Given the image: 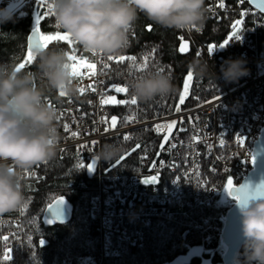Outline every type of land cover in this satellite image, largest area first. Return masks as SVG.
<instances>
[{"label":"built area","instance_id":"built-area-1","mask_svg":"<svg viewBox=\"0 0 264 264\" xmlns=\"http://www.w3.org/2000/svg\"><path fill=\"white\" fill-rule=\"evenodd\" d=\"M42 2L55 24L52 0ZM206 2L207 21L222 26L224 37L219 42L203 39L205 27L178 32L179 38L192 42L197 52L216 67L218 79L213 76L212 90L194 105L145 120L134 116L126 125L106 131L111 124L112 109L123 104L126 94L114 90L123 86L110 82L108 71L118 62L107 59L97 63L94 76L87 69L78 68L82 77H76V82L84 90L79 98L65 96L62 103L46 99L58 112L62 139L56 154L62 159L68 150L74 149L78 168L96 178L90 208L98 223V253L68 258L63 264H117L116 260L129 247L144 244L146 227L155 220L176 223L184 229V235L200 239L203 245L204 241L211 243L216 224L206 217L193 221L195 208L202 210L215 203L218 188L214 182L220 175L227 173L238 181L252 170L254 145L264 129V13L254 9L248 0ZM10 3L11 0H0V9H7ZM76 56L78 60L91 62L98 59L86 51ZM229 59L245 61L249 75L227 83L221 66ZM65 124L79 136L72 138L70 132L66 133ZM142 128H149L160 142L154 151L136 155L134 170L104 169L103 161L95 159L106 139L125 133L127 141H131L133 132ZM237 137H242L245 143L239 144ZM135 149L131 148L128 154ZM39 166L24 174V183L38 178ZM89 166L95 170L89 171ZM152 176L158 177L157 182L145 183ZM220 235L221 227L211 249L219 243ZM24 241L22 207L0 217L1 249L10 253L22 247ZM242 252L243 247L239 253Z\"/></svg>","mask_w":264,"mask_h":264},{"label":"trees","instance_id":"trees-1","mask_svg":"<svg viewBox=\"0 0 264 264\" xmlns=\"http://www.w3.org/2000/svg\"><path fill=\"white\" fill-rule=\"evenodd\" d=\"M13 13L12 21L0 22V65L10 66L15 70L20 63L28 60L29 39L32 33L55 35L63 31L56 27L47 6L41 0H28ZM37 16L40 17V21L35 27ZM213 24L207 21L206 33L201 37L203 39L208 37L206 40L210 42H219L224 37L225 30L222 26ZM134 29V33L129 36V47L124 54L135 57L136 65H142L147 57L148 68L144 72L133 71L134 62L126 60L114 64L108 71L110 82L127 86L129 89L124 96V101L129 103H123L112 109V118L117 119V126L126 125L134 116L145 120L174 112L177 108L192 106L203 95L209 93V89L212 90L213 76L200 79L189 70L188 66L194 58L205 59L197 52L192 42L188 43L179 38V31L154 25L142 14ZM41 43L43 44L42 41ZM57 45L75 55L81 56L84 52L77 44L73 52L71 51L73 46L65 41L48 43V47ZM184 45L186 48L181 51ZM43 49H45L44 44ZM33 56L35 60L27 63L21 72L36 71V53H33ZM208 65L210 71L215 72L214 63L211 61ZM159 68H163V72L172 77L177 91L166 97H158L150 103L138 101L137 105H131L130 99L134 96L129 88L130 81L158 71ZM189 74L192 75L190 81L187 79ZM37 83L42 85L41 81ZM182 95L185 97L183 104L179 101ZM46 99L62 103L65 97H61L56 92H49ZM125 136V133H121L104 141V145L118 144L125 149L114 162H103L104 169L132 171L136 165V155L154 151L160 142L149 128L134 131L131 141L125 140ZM136 145L140 147L128 154ZM228 179L233 180V185L239 184L233 176L229 178L227 173L220 175L218 182H214L218 186L217 199L209 210L213 221L219 223L221 229L224 217L234 203V200L225 194ZM95 187V176L90 175L85 169L78 168L74 149L68 150L62 159L56 154L47 164H40L38 179L24 183L26 197L23 206L24 245L5 254L0 243V264H63L68 258L96 256L98 223L92 216L90 208V197ZM59 197L65 198L71 209L69 221L63 224L45 218L46 208ZM195 211L200 209L195 208ZM145 233L144 244L141 247H129L127 253L116 260L117 264H222L223 255L216 251L201 253L197 248V240L192 236H184L183 228L176 223L155 220L146 227ZM216 243L213 250H218V242ZM5 256L8 258L5 259Z\"/></svg>","mask_w":264,"mask_h":264},{"label":"clouds","instance_id":"clouds-1","mask_svg":"<svg viewBox=\"0 0 264 264\" xmlns=\"http://www.w3.org/2000/svg\"><path fill=\"white\" fill-rule=\"evenodd\" d=\"M52 5L61 31L84 51L105 57L125 53L129 34L141 14L161 28L189 31L205 27L208 11L206 0H52ZM0 12V22L13 20L14 13L7 9ZM36 57L35 72H17L0 65V217L24 206V174L54 159L60 146L58 112L46 102L48 93L80 95L67 49L51 46L37 50ZM188 67L200 79H218L206 60L194 58ZM221 74L227 83H234L249 71L245 61L229 59L221 66ZM129 88L141 103L177 91L172 77L159 71L130 81ZM124 151L122 145L105 144L95 159L111 163ZM238 211L243 252L237 253L233 264H264V199L238 206Z\"/></svg>","mask_w":264,"mask_h":264},{"label":"water","instance_id":"water-1","mask_svg":"<svg viewBox=\"0 0 264 264\" xmlns=\"http://www.w3.org/2000/svg\"><path fill=\"white\" fill-rule=\"evenodd\" d=\"M249 4L261 13H264V0H248ZM40 42V47H36V42ZM29 48L33 53L43 49V44L40 40L38 32L32 33L29 39ZM264 184V129L257 138L254 145V160L253 168L239 184L233 185L234 189H239L244 186H250V191L255 192L256 189ZM228 194V192H227ZM228 196L232 198L228 194ZM62 199L63 204L57 205V200ZM234 200V199H233ZM234 204L228 209L221 232V241L225 246L222 256V264H233L234 258L240 252L243 241L241 233V222L238 211L239 202L234 200ZM71 217V209L65 198L59 197L55 199L45 210V218L47 220L56 221L58 223H66Z\"/></svg>","mask_w":264,"mask_h":264},{"label":"snow or ice","instance_id":"snow-or-ice-1","mask_svg":"<svg viewBox=\"0 0 264 264\" xmlns=\"http://www.w3.org/2000/svg\"><path fill=\"white\" fill-rule=\"evenodd\" d=\"M42 2V0H41ZM221 7H223V5H220ZM53 9H54V6L52 5L51 6ZM39 21H40V17L37 16V24H39ZM240 21H237V24H239ZM56 27L58 28V25H56ZM149 30H151L149 28ZM198 30V29H197ZM38 31V29H37ZM40 40H42L44 42V47L47 48L48 47V43L51 42V41H65L67 42L69 45H72V49L71 51H75V45H76V42L73 41L71 39V37L68 35V34H63L61 35L60 33H57L55 36L53 35H41L40 36ZM36 47H40V42L37 41L36 44H35ZM222 46H226L225 45H222ZM186 48V45L182 46L181 47V51H184ZM215 46H211V49H214ZM93 57H98L97 61L96 62H91L89 61L88 59H84V58H80L78 60L77 56L76 55H69V59L72 61V65L71 67L73 68V75L75 77H82V73L78 70V68H84V69H87L89 73H91V75H95V72L93 71L94 69H96L97 67V63L99 62H102L104 59H107V61H116V62H123L125 60H131L133 61V68L132 70L133 71H139V72H144L146 71V69L148 68V64H147V57H145L144 59V63L142 65H136L135 64V61H136V58L135 57H126L124 55H121L119 57H116V56H109V57H104L102 54H91ZM35 60V57L33 56V53H32V50L31 48H29V51H28V60L25 62V63H20L19 66L15 69L17 72H21L22 69H24L26 66H27V63L29 62H32ZM105 68L108 67L107 64H104L103 65ZM159 72H163L164 69L163 68H159L158 69ZM142 78V77H140ZM187 79L190 81L192 79V75L189 74ZM116 92H120V93H128L129 89L127 86H123V87H115L114 89ZM185 90H187V85H185ZM81 93H83V89H80ZM61 97H65V94L63 93H60L59 94ZM184 99L185 97L182 95L180 96L179 98V101L181 104L184 103ZM117 103H121V102H117ZM123 103H129V101H123ZM138 101L135 97H132L130 99V104L131 105H137ZM50 107L51 104H49ZM176 111H180L179 108L176 109ZM117 124V119L115 117H113L111 119V124L109 125V128H106L105 130H109L110 128H114ZM162 127H169V126H162ZM64 129H65V132H70L71 134V137L72 138H77L79 136V133L77 131H72L69 129L68 125L65 124L64 125ZM125 140H128L129 137L128 136H125L124 137ZM237 142L239 144H243L245 143V141L243 140L242 137H237ZM81 147H87L86 145H81ZM136 148H139L140 145H136L135 146ZM161 147H163V145H161ZM88 170L89 171H94L95 168L92 167V166H89L88 167ZM38 179V178H37ZM158 180V177L156 176H152L150 179H146L145 180V183H156ZM227 188L225 189L228 194L230 196H232V198L236 201L239 202V206L240 207H246L248 206L251 202L255 201V200H259V199H264V184L260 185L255 192H252L250 191V186H244V187H241L239 189H234L233 188V180L232 179H228L227 180ZM64 201L62 199L60 200H57V205H60V204H63ZM7 239V237H5V240ZM41 244H43V241H41ZM8 257L5 256V259H7Z\"/></svg>","mask_w":264,"mask_h":264},{"label":"bare ground","instance_id":"bare-ground-1","mask_svg":"<svg viewBox=\"0 0 264 264\" xmlns=\"http://www.w3.org/2000/svg\"><path fill=\"white\" fill-rule=\"evenodd\" d=\"M66 153H68V152H66ZM244 178H246V177H243V178L238 179L239 183ZM217 188H218V186H217ZM214 204L215 203H213L212 205L208 206L207 208L202 209V211L201 210L200 211H195L194 212V215H193V221H197V220H200L202 217H206L210 222H212L213 224H216V225H214L216 227L215 232L213 234H211V243H206V241H204L205 244L203 245V243H202V241L200 239H197V238H194V237L193 238L197 240V243H198L197 248H198V250L201 253L208 254V253H212V252H215L216 251V252L220 253L221 255H223L224 254V250H225V246H224V244L221 241V235H220V239H219L220 240V244L218 243L219 250H213V249H211V245L216 241V234L218 233L219 227H220L219 223H217L216 221H213V217H211L210 214H209V210H210V208ZM221 232H222V229H221ZM145 235H146V233H144V242H145ZM183 235H184V229H183ZM184 236H191V235H184ZM242 247H243V245H242ZM222 252H223V254H222Z\"/></svg>","mask_w":264,"mask_h":264},{"label":"rangeland","instance_id":"rangeland-1","mask_svg":"<svg viewBox=\"0 0 264 264\" xmlns=\"http://www.w3.org/2000/svg\"><path fill=\"white\" fill-rule=\"evenodd\" d=\"M43 1V0H42ZM25 2H27V1H25V0H11V3L8 5V7H7V10L9 11V12H15L17 9H19ZM2 16H3V13H0V18H2ZM34 25H35V27L37 26V21H36V19H35V22H34ZM61 35H63V34H67V33H65V32H59ZM40 34V36L41 35H43V34H41V33H39ZM57 34V33H56ZM55 34V35H56ZM55 35H53V36H55ZM45 36H47V35H45ZM42 41V40H41ZM43 42V41H42ZM50 43V42H49ZM43 44H44V42H43ZM69 55H75V54H72V53H70L69 52ZM226 196H227V191H226Z\"/></svg>","mask_w":264,"mask_h":264}]
</instances>
